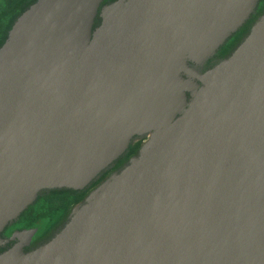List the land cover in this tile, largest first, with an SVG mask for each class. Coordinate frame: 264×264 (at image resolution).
I'll return each mask as SVG.
<instances>
[{"label": "water", "instance_id": "1", "mask_svg": "<svg viewBox=\"0 0 264 264\" xmlns=\"http://www.w3.org/2000/svg\"><path fill=\"white\" fill-rule=\"evenodd\" d=\"M259 0H36L0 46V233L43 190H82L48 241L0 264H264ZM100 23L93 27L96 15Z\"/></svg>", "mask_w": 264, "mask_h": 264}, {"label": "trees", "instance_id": "2", "mask_svg": "<svg viewBox=\"0 0 264 264\" xmlns=\"http://www.w3.org/2000/svg\"><path fill=\"white\" fill-rule=\"evenodd\" d=\"M36 0H0V46L5 41L15 19ZM114 0L110 1L113 2ZM264 13V0H259L254 12L230 35L228 39L217 49L215 54L206 61V66L211 67L219 60L228 57L241 41L249 33L251 26ZM142 145L136 141L129 145L128 149L115 160L108 168L102 171L82 190L52 189L41 191L36 200L28 206L18 217V222L37 224L39 234L35 238V244L48 241L67 222L72 209L84 202L88 194L104 181L111 173L120 170L136 156ZM5 248H0V251Z\"/></svg>", "mask_w": 264, "mask_h": 264}, {"label": "flooded vegetation", "instance_id": "3", "mask_svg": "<svg viewBox=\"0 0 264 264\" xmlns=\"http://www.w3.org/2000/svg\"><path fill=\"white\" fill-rule=\"evenodd\" d=\"M110 1L112 0H102L101 4H100V8L103 7L104 5L110 3ZM100 23V17L99 15L97 14L95 19H94V24H93V27L95 28L96 26H98ZM194 68H196L197 70L199 71H203L206 69V64H203V66H194L192 65ZM145 138V139H144ZM147 139V136H143V137H134L130 144L136 142V141H141L142 144L146 141ZM129 144V145H130ZM129 147V146H128ZM128 149V148H127ZM139 151V150H138ZM138 151H137V154H138ZM136 154V155H137ZM133 157V156H132ZM130 159V158H129ZM19 218V217H18ZM18 218L14 221H12L11 223H9L5 228L4 230L0 233V237L3 238V239H8L11 237V235L13 233H21V232H24V231H27V230H31V229H36L35 233L32 235L31 237V240L30 242L23 247V251L24 252H27L29 250H32L34 249L35 247L38 246V244H35V238L37 237V235L39 234V226L37 224H33V225H30V224H26V223H21V222H18ZM19 242V239H15V240H9V242L7 244H5L1 251L3 250H6L8 248H10L11 246H13L14 244L18 243ZM40 245V244H39ZM0 251V252H1Z\"/></svg>", "mask_w": 264, "mask_h": 264}, {"label": "rangeland", "instance_id": "4", "mask_svg": "<svg viewBox=\"0 0 264 264\" xmlns=\"http://www.w3.org/2000/svg\"><path fill=\"white\" fill-rule=\"evenodd\" d=\"M145 139V138H144ZM147 140V139H146Z\"/></svg>", "mask_w": 264, "mask_h": 264}]
</instances>
